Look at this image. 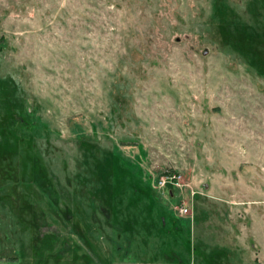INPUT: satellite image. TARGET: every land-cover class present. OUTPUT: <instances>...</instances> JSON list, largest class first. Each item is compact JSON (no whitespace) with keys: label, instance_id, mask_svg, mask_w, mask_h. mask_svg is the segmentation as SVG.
<instances>
[{"label":"rangeland","instance_id":"obj_1","mask_svg":"<svg viewBox=\"0 0 264 264\" xmlns=\"http://www.w3.org/2000/svg\"><path fill=\"white\" fill-rule=\"evenodd\" d=\"M0 264H264V0H0Z\"/></svg>","mask_w":264,"mask_h":264},{"label":"built area","instance_id":"obj_2","mask_svg":"<svg viewBox=\"0 0 264 264\" xmlns=\"http://www.w3.org/2000/svg\"><path fill=\"white\" fill-rule=\"evenodd\" d=\"M180 209H182L184 212L187 211V208L186 207L180 208Z\"/></svg>","mask_w":264,"mask_h":264}]
</instances>
